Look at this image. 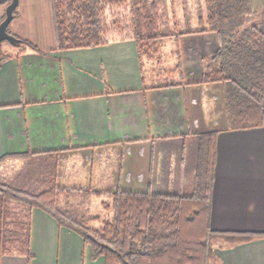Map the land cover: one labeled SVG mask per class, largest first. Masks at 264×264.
<instances>
[{
	"label": "crops",
	"instance_id": "obj_1",
	"mask_svg": "<svg viewBox=\"0 0 264 264\" xmlns=\"http://www.w3.org/2000/svg\"><path fill=\"white\" fill-rule=\"evenodd\" d=\"M9 1L0 0V20ZM50 7V0H19L9 25L11 34L37 50L13 48L0 61V157H7L0 162L1 178L13 182L23 162L42 157L53 166L39 177L49 184L55 170L59 188L69 190L82 165L97 156L94 187L108 180L113 188L145 191L171 177L176 183L174 149L183 138L217 130L210 226L247 239L224 242L216 252L221 264H264V127L227 129L221 84L201 82L204 59L219 45L217 34L179 35L182 82L178 75L157 83L145 73L131 36L56 49ZM209 105L219 120L208 121ZM13 165L19 166L14 172ZM63 179L70 181L59 185ZM91 188L100 199L101 190ZM30 248L33 259L0 255V264H104L91 258L79 235L38 208L31 209Z\"/></svg>",
	"mask_w": 264,
	"mask_h": 264
},
{
	"label": "trees",
	"instance_id": "obj_2",
	"mask_svg": "<svg viewBox=\"0 0 264 264\" xmlns=\"http://www.w3.org/2000/svg\"><path fill=\"white\" fill-rule=\"evenodd\" d=\"M56 49L98 46L108 42L103 13L107 6L129 5L130 36L139 60H152L174 38L177 57L167 75L182 82L178 36L215 32L219 45L204 59L201 82L222 86L227 129L264 127V19L246 26L255 13L253 0H204L206 15L196 30L162 28V0H50ZM17 14V8L13 11ZM11 43L18 52L37 47L26 39ZM0 61L9 57L0 54ZM217 130L192 133L181 142L178 163L194 166L176 173L171 189L148 186L145 191L117 185L110 202L101 201L109 217L79 212L69 200L72 191L59 188L55 170L46 188L34 192L13 182H0V255L32 258L30 214L38 208L60 226L79 235L91 258L104 264H221L217 240L233 245L247 239L217 232L210 226L211 183ZM16 157V156H13ZM7 157H0V162ZM97 197L100 192H95ZM76 210H75V209ZM98 224V226H94Z\"/></svg>",
	"mask_w": 264,
	"mask_h": 264
},
{
	"label": "rangeland",
	"instance_id": "obj_3",
	"mask_svg": "<svg viewBox=\"0 0 264 264\" xmlns=\"http://www.w3.org/2000/svg\"><path fill=\"white\" fill-rule=\"evenodd\" d=\"M257 1L258 5L256 6L255 13L247 17L246 26H249L254 22L260 23L264 19V0ZM160 11L162 13V28H164L165 25H168V27L172 31H185L189 29L196 30L199 28V19L204 18L206 15L204 0H162V2L160 3ZM49 12L52 16L51 7L49 8ZM2 13L3 11L2 9H0V17ZM129 19V5L121 7L107 6L103 13L104 25L108 29L107 39L111 40L118 37L130 36L131 34ZM9 25L7 31L10 33ZM163 43L164 46L160 48L159 54L156 55L152 60H148L146 58L142 59L144 63L143 66L145 69V73L151 74V78H153L151 79L152 82L158 83L160 81L165 82L178 79L177 73H174L173 75H167L166 73L167 70L172 69L177 62V57L174 54V50L176 48V46L174 45V39L172 37H169L168 39L164 40ZM13 48L15 47L9 41L4 40L0 43V54L3 55L9 53ZM204 63L205 62H203V67ZM211 103L215 102L211 101ZM207 108L206 118L209 119L208 121L215 122V119L219 120V118L221 117L219 111L216 112L213 109L212 105H209ZM202 117L204 118V115H202ZM177 153L179 154L177 155ZM182 153L183 148L180 147L178 150L177 147L174 149V154L175 156L177 155V174L182 170L194 168V166H186L185 163H178V159L181 157ZM82 161L84 162L83 159ZM98 161L99 158L97 156H94V159L92 161L90 160L88 164H83L84 166L82 165V169L78 170L79 174L81 173L82 175H78L76 178L78 179V183H75L72 186L73 188H69V190L72 191L69 200L79 212L88 211L89 214L100 215L102 218H106L109 217L111 213L105 211L102 208L100 202H110V197L108 196L107 191L111 190L114 186L113 184H111V181L108 182V180H106V182L103 185H100L98 188L94 187L96 185V178L94 177L96 176V162ZM117 161L118 160H113V162L115 163H117ZM91 163H94V169L92 170L94 176L90 180V174L92 173ZM51 166H53L51 160L46 158L44 159L42 157L25 161L23 162L22 166L23 170H21L18 176L16 175L17 177H15L13 183L16 185H23L34 192H38L44 189L47 184V182H45V178L39 177V175L44 176L46 171L50 170ZM16 168H19V166L13 165L9 170L14 172L16 171ZM173 180V177H171L169 184H164L162 188L171 189V187L173 186ZM6 181H8V178H1L0 176V182ZM64 181H70V179H63L59 181V185H64ZM91 187H93V189L96 188L98 190H101L100 199H97L93 195V193H91ZM94 226L97 227L98 224H94ZM224 242V240H217L216 248H221L225 243H227ZM227 244L229 245V243ZM31 251L33 252L32 249ZM33 257L29 260L33 259Z\"/></svg>",
	"mask_w": 264,
	"mask_h": 264
},
{
	"label": "water",
	"instance_id": "obj_4",
	"mask_svg": "<svg viewBox=\"0 0 264 264\" xmlns=\"http://www.w3.org/2000/svg\"><path fill=\"white\" fill-rule=\"evenodd\" d=\"M18 4L19 0H10L9 3L5 6L4 16L0 20V43L4 40L9 41L10 43H17L19 41V39L15 35L10 34L7 31L8 25L14 17L13 11L18 7Z\"/></svg>",
	"mask_w": 264,
	"mask_h": 264
}]
</instances>
